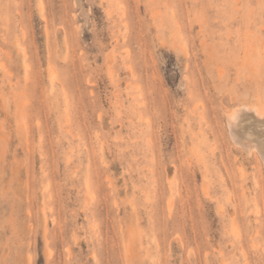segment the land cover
<instances>
[{
    "label": "rangeland",
    "instance_id": "374dc122",
    "mask_svg": "<svg viewBox=\"0 0 264 264\" xmlns=\"http://www.w3.org/2000/svg\"><path fill=\"white\" fill-rule=\"evenodd\" d=\"M241 104L264 0H0V264H264Z\"/></svg>",
    "mask_w": 264,
    "mask_h": 264
},
{
    "label": "bare ground",
    "instance_id": "6f19581e",
    "mask_svg": "<svg viewBox=\"0 0 264 264\" xmlns=\"http://www.w3.org/2000/svg\"><path fill=\"white\" fill-rule=\"evenodd\" d=\"M263 108L241 104L227 112L226 122L232 141L247 152L254 153L264 164Z\"/></svg>",
    "mask_w": 264,
    "mask_h": 264
}]
</instances>
